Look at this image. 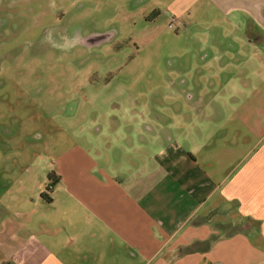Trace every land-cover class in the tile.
Returning a JSON list of instances; mask_svg holds the SVG:
<instances>
[{"label":"crops","instance_id":"0c3cea01","mask_svg":"<svg viewBox=\"0 0 264 264\" xmlns=\"http://www.w3.org/2000/svg\"><path fill=\"white\" fill-rule=\"evenodd\" d=\"M213 1L263 46L260 80L229 114L137 116L111 162L60 156L51 195L0 202V264H264V0Z\"/></svg>","mask_w":264,"mask_h":264},{"label":"rangeland","instance_id":"374dc122","mask_svg":"<svg viewBox=\"0 0 264 264\" xmlns=\"http://www.w3.org/2000/svg\"><path fill=\"white\" fill-rule=\"evenodd\" d=\"M234 17L213 0H0V202L51 195L72 149L111 162L137 116L187 110L188 96L232 112L263 51Z\"/></svg>","mask_w":264,"mask_h":264},{"label":"built area","instance_id":"2783aa9c","mask_svg":"<svg viewBox=\"0 0 264 264\" xmlns=\"http://www.w3.org/2000/svg\"><path fill=\"white\" fill-rule=\"evenodd\" d=\"M175 22H176L175 18H172L171 21L168 24V28H170V29L173 28Z\"/></svg>","mask_w":264,"mask_h":264},{"label":"clouds","instance_id":"9594fccd","mask_svg":"<svg viewBox=\"0 0 264 264\" xmlns=\"http://www.w3.org/2000/svg\"><path fill=\"white\" fill-rule=\"evenodd\" d=\"M50 38H51V37H50V34H49L48 36L45 37V40H46V41H47V40H50Z\"/></svg>","mask_w":264,"mask_h":264},{"label":"trees","instance_id":"16d2710c","mask_svg":"<svg viewBox=\"0 0 264 264\" xmlns=\"http://www.w3.org/2000/svg\"><path fill=\"white\" fill-rule=\"evenodd\" d=\"M50 177V176H49ZM44 196V195H43Z\"/></svg>","mask_w":264,"mask_h":264}]
</instances>
